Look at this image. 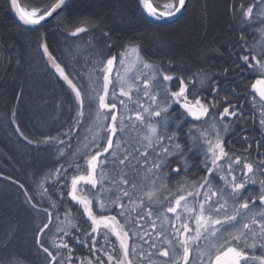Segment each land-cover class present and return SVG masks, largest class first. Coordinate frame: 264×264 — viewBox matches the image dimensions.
Masks as SVG:
<instances>
[{"label": "snow or ice", "instance_id": "obj_1", "mask_svg": "<svg viewBox=\"0 0 264 264\" xmlns=\"http://www.w3.org/2000/svg\"><path fill=\"white\" fill-rule=\"evenodd\" d=\"M189 2L137 0L140 10L157 21L175 17ZM9 5L23 25L37 26L54 13L59 15L57 10L66 8L67 0H54L44 10H27L18 0H9ZM241 10L244 53L238 55L241 63L236 67L241 80L254 78L251 104L259 112L258 117L255 112L251 117V131L258 129L259 134L251 137L245 106L219 97V82L204 69L186 82L144 60L135 41L105 56L103 48L110 52L113 48L111 33L100 29L103 48L89 52L86 73L73 75L50 52L45 38H39L57 82L67 86L71 123L67 131L41 133L36 140L24 135L19 125L16 131L28 144L53 148L58 161L67 159L71 134L83 128L88 113L94 111L87 128L91 138L83 137L86 143L82 147L87 151L75 149L67 167L60 163L37 184L52 210L38 207L27 190L24 192L26 202L47 219L34 233V244L45 254L46 264H264V0H253L246 9L241 5ZM256 25L261 40L248 47L243 33ZM98 28L95 18H84L66 35L78 37ZM87 43L96 48L92 40ZM174 79H179L178 90L168 87L167 82ZM205 89L211 99L202 98ZM233 95H238L235 88ZM221 104L227 106L219 111ZM174 106L183 109L180 116ZM187 118L207 126L194 125L186 134L187 142L181 143L178 130ZM229 136L243 141L242 154H237L231 139L226 141ZM196 156L201 157L199 163L194 161ZM170 178H176L175 189L169 187ZM45 182L56 188L58 199L52 198ZM19 187L24 189L23 184ZM65 197L79 206L75 212L65 207ZM141 221H148L155 237L162 238L159 247L153 232L144 230ZM133 237L148 244V251L143 244L138 250ZM7 264L20 262L12 257Z\"/></svg>", "mask_w": 264, "mask_h": 264}, {"label": "trees", "instance_id": "obj_2", "mask_svg": "<svg viewBox=\"0 0 264 264\" xmlns=\"http://www.w3.org/2000/svg\"><path fill=\"white\" fill-rule=\"evenodd\" d=\"M53 2L54 0H20L27 10H44ZM154 2L163 3L164 0ZM251 3L253 0H190L186 12L179 20L171 24H156L144 16L137 0H72L66 10L52 22L41 28L30 29L22 26L13 17L8 0H0V264H7L12 257L17 258L20 264H46L45 254L39 252L34 244V233L37 225L42 226L47 219L44 213L38 215L26 202L24 192L27 190L28 195L33 198L32 203L51 211L48 199L40 195L42 189L37 188V184L60 163L67 167L71 160L70 153L75 149L87 151L82 149L81 140L87 133L89 124H92L90 112L83 128L71 134V148L66 149L69 154L67 159L61 158L59 161L53 148L47 145L38 146L35 143L28 144L16 131L19 125L24 135L36 140L40 138L41 133L56 135L57 132L67 131L71 123L69 118L72 113L67 106V86L57 82L54 69L40 47L39 38H45L50 52L73 75L76 72L86 73L84 64L89 52L103 48L105 42L100 38V29L111 33L113 48L111 52L103 48L105 56L116 54L130 41H135L140 45V53L145 60L163 68L165 72L184 78L186 82L204 69L214 74L213 78L219 82V97H227L229 102L245 106V111L250 117L247 123L249 136H258V129L256 132L251 131L252 113L255 112L257 117L259 115L258 108L254 109L251 104L250 85L254 78L241 80V74L236 67L241 63L237 59L238 55L244 53V47L240 44L241 5L246 9ZM84 18H95L100 28L82 33L78 37L67 36V32ZM259 27L256 25L244 31V41L248 47L261 40ZM89 40L96 44L95 49L88 45ZM89 67H92L90 61ZM225 69L228 70L226 74ZM242 75L247 76V73ZM178 80L172 81L174 88H177ZM196 87L199 88V85ZM233 88L238 95H233ZM192 90V85L189 84V91ZM201 96L204 99L212 98L207 89L201 92ZM256 100L259 103L257 97ZM224 106L227 105L221 104L219 111H222ZM174 108L177 116L183 113L178 106ZM13 112L16 113L15 117ZM13 119L15 124L12 123ZM181 123L182 128L178 130L181 143L187 142L186 134L194 125L207 126L191 118ZM63 138L66 141L69 139ZM225 139H231L237 154H242L243 141L237 142L235 136ZM255 149L253 143L252 157L256 155ZM200 159L199 156L194 157L195 163H199ZM80 163L83 164L84 161L81 159ZM72 171L69 169L70 173ZM136 179L139 183V177ZM168 183L170 188L175 189L176 178H170ZM20 184L24 185V189L19 187ZM45 187H48L54 200L58 199L56 188L48 182H45ZM65 200L66 208H72L75 212L79 207L69 198L65 197ZM60 211L63 215L64 208ZM54 220L55 217L53 223ZM141 223L144 230L153 232L148 221ZM156 223L157 230H160V221ZM52 226L50 225V228ZM167 231L170 234L172 229L168 227ZM152 238L157 239L154 232ZM111 239L115 241V237ZM160 239L162 238L157 239L158 247ZM133 242L138 250L143 244L145 252L148 251L149 245L144 241L133 237ZM83 252L88 254L87 249ZM138 264L147 262L138 261Z\"/></svg>", "mask_w": 264, "mask_h": 264}, {"label": "water", "instance_id": "obj_3", "mask_svg": "<svg viewBox=\"0 0 264 264\" xmlns=\"http://www.w3.org/2000/svg\"><path fill=\"white\" fill-rule=\"evenodd\" d=\"M8 2H9V0H8ZM18 2L20 3V0H18ZM71 2H72V0H67V7H68V5H69ZM189 3H190V2H189ZM189 3H188V5H189ZM20 5H21V3H20ZM188 5H187V8H188ZM21 6H22V5H21ZM9 7H10V5H9ZM22 7H23V6H22ZM67 7H66V8H67ZM66 8H64L62 11H61V10H57V12L59 13V15H61V14L66 10ZM10 10H11V13H12L13 17H14V18H15V19H16V20H17L22 26H24V27H26V28H30V29H35V28H41V27H44V26H46L47 24H49L50 22H52L54 19H56V18L59 16V15H57V13H54L52 17H48V18H46V20H45V21H42L40 25H37V26H27V25H23V23L19 20L18 15L16 14V12H15L14 9H11V8H10ZM186 10H187V9H186ZM186 10L183 11V12H181L180 14L176 15L175 17H172V18H169V19H166V20H161V21L154 20V19L148 17V16H147L146 14H144L143 12H142V13L144 14V16H145L149 21H151V22H153V23H156V24H171V23H173V22L179 20V19L184 15V13L186 12ZM1 43H2V39H1V30H0V48H1Z\"/></svg>", "mask_w": 264, "mask_h": 264}, {"label": "rangeland", "instance_id": "obj_4", "mask_svg": "<svg viewBox=\"0 0 264 264\" xmlns=\"http://www.w3.org/2000/svg\"><path fill=\"white\" fill-rule=\"evenodd\" d=\"M140 55H141V53H140ZM141 57L143 58V56L141 55ZM144 59V58H143ZM145 60V59H144ZM147 61V60H146ZM147 62H149V61H147ZM149 63H151V62H149ZM152 64H154V63H152ZM156 65V64H155ZM157 66V65H156ZM176 76V75H175ZM161 79H162V77H161ZM178 82H179V80H178ZM167 84H168V87H170L172 90H178V88H179V86H180V84L178 83V86H177V88H174L173 87V85H172V81L171 82H167ZM96 87L97 88H99L100 87V84L98 83L97 85H96ZM257 99L259 100V97H257ZM145 100H146V98H145ZM182 111H183V109H181ZM93 116H94V111L92 112V116H91V119H92V121L91 122H93ZM95 125L93 124V128L95 129ZM86 135H89V138H91L90 137V134L87 132L86 134H85V136ZM81 143H82V145H83V143H86V141H84V139L82 138V140H81ZM83 149V148H82ZM60 219L61 220H63L64 219V216L63 215H61V217H60ZM56 223V221L54 220V223H53V225ZM53 227V226H52ZM51 235V234H50ZM60 235V234H59ZM44 239L45 240H48V237H44ZM203 243V242H202ZM159 244H160V241H159Z\"/></svg>", "mask_w": 264, "mask_h": 264}]
</instances>
